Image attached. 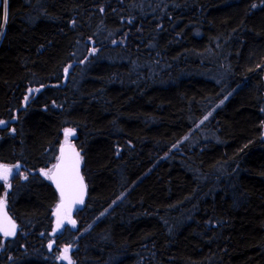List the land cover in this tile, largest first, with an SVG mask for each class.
<instances>
[{
    "label": "trees",
    "instance_id": "trees-1",
    "mask_svg": "<svg viewBox=\"0 0 264 264\" xmlns=\"http://www.w3.org/2000/svg\"><path fill=\"white\" fill-rule=\"evenodd\" d=\"M6 10L0 165L19 173L0 202L18 232L0 234V264H264V0ZM69 130L88 197L57 235L40 171Z\"/></svg>",
    "mask_w": 264,
    "mask_h": 264
},
{
    "label": "water",
    "instance_id": "water-1",
    "mask_svg": "<svg viewBox=\"0 0 264 264\" xmlns=\"http://www.w3.org/2000/svg\"><path fill=\"white\" fill-rule=\"evenodd\" d=\"M3 7H0V10L3 9ZM6 21H7V15H6L5 19H4V17H2V18L0 17V29L3 27L4 23L6 24ZM2 122H4V121H2ZM3 127H4V123L0 124V128H3ZM65 135L71 137L72 139H75L76 132L74 130H69L65 133ZM62 148L64 150L63 155L65 156V158H74L76 153L79 154V160H80L79 174H80V176L83 177V184L85 185V187L83 190V197H82L83 203H70V204L66 203L63 208H60L59 206L61 205L62 201H61V195H60L59 190L57 189L56 183H54L52 179H49L48 177H46L44 175V172H46V171H40L41 177L49 180V182L51 183V185L53 186V188L57 192V195L59 198V201H58V203L54 209V217H55L54 231L57 235H60L66 228L74 227L76 225L75 216L84 209L86 199L88 197V185H87V182H86L85 177L83 175V159H82L83 152L80 151L76 147V145L73 141L70 144L63 145ZM61 155H62V152L60 150V154H59L58 160H57L55 165H57L61 162L60 161ZM54 166H53L52 170L49 172V175H52V176L56 175L57 170ZM4 167H6V166L0 165V171H2ZM2 180L3 179H0V181H2ZM1 202L2 203H0V234L4 235L3 229L7 228L10 232H13V234L7 235V236H13L18 231V224L14 220V218L11 216L10 212L8 211L7 204H6L5 200H3ZM58 220L63 221L59 227H58ZM70 220L74 221L75 223L74 224L71 223ZM12 224L15 225L14 230L11 227Z\"/></svg>",
    "mask_w": 264,
    "mask_h": 264
},
{
    "label": "snow or ice",
    "instance_id": "snow-or-ice-1",
    "mask_svg": "<svg viewBox=\"0 0 264 264\" xmlns=\"http://www.w3.org/2000/svg\"><path fill=\"white\" fill-rule=\"evenodd\" d=\"M6 4V0H0V7H3ZM207 119V117H205ZM4 122L0 121V124ZM63 148L61 149L62 155L60 157V163L55 165L56 175H49L48 172H44V175L49 179H52L54 183H56L57 189L61 195V205L60 208H63L66 203H83V190L85 185L83 184V177L79 174V154L76 153L74 158H65L63 155ZM19 166H17L18 168ZM12 173V170L4 167L2 171H0V179H3L5 183L8 181L9 175ZM18 175V172H17ZM2 203V202H0ZM62 220H58V227L62 223ZM71 223H75L71 221ZM12 229L14 230L15 225L12 224ZM4 235H11L13 232H10L7 228L3 229ZM67 252L68 249H65ZM67 258V257H66ZM69 264L71 261L69 259Z\"/></svg>",
    "mask_w": 264,
    "mask_h": 264
},
{
    "label": "rangeland",
    "instance_id": "rangeland-1",
    "mask_svg": "<svg viewBox=\"0 0 264 264\" xmlns=\"http://www.w3.org/2000/svg\"><path fill=\"white\" fill-rule=\"evenodd\" d=\"M5 6H6V4H5ZM3 29H4V25H3V27L1 28V31H0V40H1V37L3 36V34H4V31H3ZM2 35V36H1ZM78 54H81L80 52H78L77 53V55ZM91 54H94V51H91ZM71 68H69V70H70ZM208 117L209 116H207V119H208ZM202 123H203V121H202ZM202 123H200L197 127H196V130H200L201 129V125H202ZM191 137V136H190ZM190 137L189 136H187L183 141H189V143L192 145V146H195V144H196V139H194V140H192V139H190ZM211 137H212V135H210V134H208V133H202V135H201V138H202V140L203 141H208V140H210L211 139ZM263 138H264V135H263ZM72 142V138L71 137H69V136H66L65 134H64V136H63V139H62V145H67V144H70ZM8 168L9 169H11L12 170V173L9 175V177H8V181H7V185L11 182V180H12V178L15 176V174L17 173L16 171V168H15V166H8ZM19 173V172H18ZM21 176H25V174H21ZM5 182V181H4ZM7 193H8V191L6 190L5 191V193H4V195H3V199L4 200H6L7 199ZM77 225V224H76ZM75 225V226H76Z\"/></svg>",
    "mask_w": 264,
    "mask_h": 264
},
{
    "label": "bare ground",
    "instance_id": "bare-ground-1",
    "mask_svg": "<svg viewBox=\"0 0 264 264\" xmlns=\"http://www.w3.org/2000/svg\"><path fill=\"white\" fill-rule=\"evenodd\" d=\"M6 14H7V10H6V6L4 4V8H3V16H4V19L6 18ZM3 31H5V23H4V29H3ZM4 125H5V122H4Z\"/></svg>",
    "mask_w": 264,
    "mask_h": 264
}]
</instances>
